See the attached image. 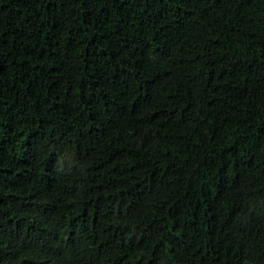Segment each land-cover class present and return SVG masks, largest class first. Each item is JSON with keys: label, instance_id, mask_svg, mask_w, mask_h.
Returning <instances> with one entry per match:
<instances>
[{"label": "trees", "instance_id": "obj_1", "mask_svg": "<svg viewBox=\"0 0 264 264\" xmlns=\"http://www.w3.org/2000/svg\"><path fill=\"white\" fill-rule=\"evenodd\" d=\"M0 264H264V0H0Z\"/></svg>", "mask_w": 264, "mask_h": 264}]
</instances>
